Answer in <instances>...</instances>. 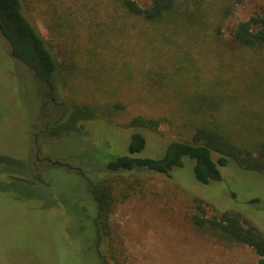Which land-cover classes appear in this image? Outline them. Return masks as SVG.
<instances>
[{"label": "rangeland", "instance_id": "obj_1", "mask_svg": "<svg viewBox=\"0 0 264 264\" xmlns=\"http://www.w3.org/2000/svg\"><path fill=\"white\" fill-rule=\"evenodd\" d=\"M21 1L58 71L52 85L38 84L0 35V264H102L99 255L107 264H258L253 249L221 243L192 218L200 199L208 217L238 211L264 233V175L230 164L220 182L203 185L184 158L169 176H111L119 201L110 235L89 251L71 218L87 196L68 172L98 175L108 158L103 144L127 154L137 131L147 138L140 157L148 158L204 125L262 142L264 48L243 49L234 33L264 15V0H178L171 20L156 24L129 16L115 0ZM77 105L92 107L95 118L50 136V124ZM138 116L159 120L158 132L130 128ZM37 156L73 171L46 174L36 169Z\"/></svg>", "mask_w": 264, "mask_h": 264}, {"label": "trees", "instance_id": "obj_2", "mask_svg": "<svg viewBox=\"0 0 264 264\" xmlns=\"http://www.w3.org/2000/svg\"><path fill=\"white\" fill-rule=\"evenodd\" d=\"M115 2L129 16L149 24L171 20L178 7V0H152L151 5L146 8L141 7L138 0ZM0 35L7 41L11 56L33 74L38 84L52 85L58 63L45 40L26 17L21 0H0ZM234 39L243 49L264 48V15L253 16L239 24ZM94 118L95 111L92 107L77 105L50 124L47 131L52 137H60L70 133L79 122ZM129 127L157 133L160 121L138 116L130 121ZM104 147L108 158L98 175L89 176L85 172L75 174L60 167H52L77 176L80 191L87 196V199L76 203L71 218L79 226L80 236L86 240L89 251L95 241L99 243L110 235V216L118 200L115 197L116 187L110 184L111 176L130 172H154L169 176L175 169L184 166V158L194 161V177L203 185L220 182L221 169L230 164L246 172L264 175V140L257 145L241 142L218 126L204 125L196 128L191 139L172 142L161 156L155 158L140 157L147 147V138L140 131L131 136L127 154L112 152L109 143L103 144V150ZM101 149L99 150L102 151ZM28 174L31 175L29 165ZM43 181L50 188L51 184L45 177ZM78 183L75 184L79 185ZM128 188L131 189L130 186ZM121 193L127 196L124 191ZM196 200L200 214L194 215L192 220L197 228L221 243L244 245L253 249L258 256V264H264V233L243 213L228 210L208 217L203 206L205 202ZM58 202L63 209H68L61 199L58 198ZM259 203V199L250 201L255 206ZM99 258L102 264H107L103 256L99 255Z\"/></svg>", "mask_w": 264, "mask_h": 264}, {"label": "flooded vegetation", "instance_id": "obj_3", "mask_svg": "<svg viewBox=\"0 0 264 264\" xmlns=\"http://www.w3.org/2000/svg\"><path fill=\"white\" fill-rule=\"evenodd\" d=\"M36 169H40V171H45L49 168H55L57 166H60V168H63V169H68V171H73L72 168L68 165V164H62L60 163L59 165H55L54 162H52L50 159H43V160H40L39 156H37V159H36ZM79 173H83L80 169H78Z\"/></svg>", "mask_w": 264, "mask_h": 264}, {"label": "water", "instance_id": "obj_4", "mask_svg": "<svg viewBox=\"0 0 264 264\" xmlns=\"http://www.w3.org/2000/svg\"><path fill=\"white\" fill-rule=\"evenodd\" d=\"M60 163L56 162L55 165H59Z\"/></svg>", "mask_w": 264, "mask_h": 264}]
</instances>
